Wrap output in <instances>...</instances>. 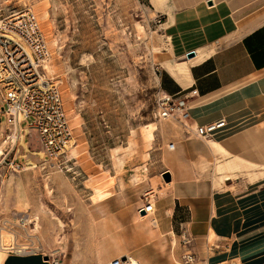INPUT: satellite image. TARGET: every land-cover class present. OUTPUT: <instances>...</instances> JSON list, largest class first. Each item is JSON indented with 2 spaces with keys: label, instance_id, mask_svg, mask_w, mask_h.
Listing matches in <instances>:
<instances>
[{
  "label": "rangeland",
  "instance_id": "374dc122",
  "mask_svg": "<svg viewBox=\"0 0 264 264\" xmlns=\"http://www.w3.org/2000/svg\"><path fill=\"white\" fill-rule=\"evenodd\" d=\"M25 9L34 13L39 24L48 54L45 71L60 88L74 141L59 159L42 158L38 135L28 127V118L21 122L29 129L23 135L27 150L18 139H8L3 145V154H8L0 162L2 246L33 241L38 246L36 253H43L51 264H98L103 256L106 262L117 255L107 256L111 241L98 228L102 216L109 214L116 224L112 228L134 258L153 256L156 251L163 264H173V255L181 261L185 251L194 252L191 237L184 242L174 231L173 244L170 234L159 235L154 230L150 216L138 222L146 221L149 229L134 235L132 223L146 199L156 203L166 196L170 181L164 182L161 173L172 169L164 159L166 145L178 144L173 130L178 128L176 121L161 117L157 105V69L164 46L158 19L152 18L146 0H0V19ZM4 123L0 112V140ZM148 123L157 126L150 145L142 132ZM251 130L264 137V122ZM251 136L238 145L235 156L223 150L200 156L195 162L199 178L213 184L217 180L227 191H235L236 182L263 178L264 165L250 164L241 153ZM207 138L202 143L209 144ZM251 149L264 157V138L255 140ZM119 156L123 157L121 165ZM13 158L21 169L10 168ZM231 159L235 167L227 172L229 179L215 178V164ZM142 164L147 167L144 175L138 171L134 179L131 172ZM231 183L228 190L226 185ZM18 190L23 203L16 202ZM230 202L224 199L222 209L228 212ZM23 215L29 221L23 223ZM33 217H37V226ZM219 221L226 224L224 217ZM200 244L211 248L215 242L205 237ZM7 254L20 253L9 249L2 256Z\"/></svg>",
  "mask_w": 264,
  "mask_h": 264
},
{
  "label": "crops",
  "instance_id": "0c3cea01",
  "mask_svg": "<svg viewBox=\"0 0 264 264\" xmlns=\"http://www.w3.org/2000/svg\"><path fill=\"white\" fill-rule=\"evenodd\" d=\"M146 3L152 18L158 19L160 43L164 45L157 69L159 91L184 97L188 106L185 120L170 118L178 125L173 129L178 144L174 143V148H167L164 154L172 169L166 170L170 174L166 196L155 203L153 216L159 230L163 234H169V229L177 231L187 241L191 237L194 252L190 251L196 264H264V177L236 182L235 191L228 189L232 183L224 184L229 191L220 185L217 190L211 180L200 179L195 169L200 156L209 157L216 151L211 142L235 156L238 145L250 135L255 137L247 141L246 150L245 144L242 145L241 153L246 154L244 159L250 164L264 165L261 153L251 149L255 140L264 138L251 130L264 122V0H146ZM187 32H193V38L185 37L183 42L173 44L174 36ZM191 41L197 43L195 47L188 46ZM196 47L212 48V52L190 63L196 56ZM189 52H193L191 57H187ZM161 58L187 64V83L163 67ZM192 89L195 94L188 95ZM221 118L225 126L207 138L209 144L202 143L206 137L197 136L195 127ZM199 145L201 149L197 148ZM214 199L219 201L218 212H214ZM224 199L231 200L228 212L222 209ZM164 211L169 215L164 216ZM221 215L226 224L219 221ZM210 229L215 244L207 248L200 241L207 237L208 242ZM152 253L153 256L140 258V264H163L158 252ZM0 264L51 263L44 259L43 253L35 252L7 254Z\"/></svg>",
  "mask_w": 264,
  "mask_h": 264
},
{
  "label": "built area",
  "instance_id": "2783aa9c",
  "mask_svg": "<svg viewBox=\"0 0 264 264\" xmlns=\"http://www.w3.org/2000/svg\"><path fill=\"white\" fill-rule=\"evenodd\" d=\"M47 57L39 24L31 10L13 11L0 19V112L5 118V132L1 134L6 138L7 133L17 132L18 129L21 131L23 128H35L42 148V158L53 161L71 147L74 139L62 105L60 88L45 71ZM194 94V89L188 92V95ZM157 105L159 115L163 118L183 121L188 117V106L184 97L161 92ZM28 118V127H22L21 122ZM224 124L225 120L221 118L196 126L195 134L199 137H210L224 127ZM170 146L173 147L174 143L170 142ZM5 157L6 155L0 162ZM8 165L13 170L21 169L15 158ZM153 205L150 199H146L142 206L144 214L151 219L155 211ZM163 214L169 215L167 211ZM182 240L187 241L184 237ZM104 264L140 263L131 261L125 255H118ZM181 264H196L194 253L185 251Z\"/></svg>",
  "mask_w": 264,
  "mask_h": 264
},
{
  "label": "bare ground",
  "instance_id": "6f19581e",
  "mask_svg": "<svg viewBox=\"0 0 264 264\" xmlns=\"http://www.w3.org/2000/svg\"><path fill=\"white\" fill-rule=\"evenodd\" d=\"M44 16L47 17V12L46 11L44 12ZM193 35H194L193 32H187L184 35L183 34H179V35L174 36L172 38V42H173V44H178L179 42L180 43L183 42L185 37H187V40L193 38L192 37ZM196 44L197 43L195 41H191V43H189L188 46L195 47ZM211 52H212V48L207 49L205 47H196V56L194 58H191L189 62L190 63H194V62L200 61L203 58H205L207 55H209ZM161 60H162L161 65L163 67H165L174 77H176L179 81L187 83V81H188L187 80V78H188V67H187V64H175L171 58H168V59H162L161 58ZM47 63L48 62H46L45 67H47ZM160 93L161 92H159V94ZM156 128H157V126H155V124H151V123H148V124H146V125H144L142 127L143 136H144V139L146 140V142L148 143V145H150L151 141L153 140V136H154L153 131ZM17 132L13 131L12 133H7V137L6 138H2L0 140V155L3 154V145L7 142L8 139H9L10 142H14V141H16L18 139L19 144L25 150H27V145L22 140H23V135L24 134H29V129L28 128H23V130H21V131L18 129ZM211 145L216 150L225 151L216 142H211ZM166 147L168 149H173L174 148V147L170 146V143H168L166 145ZM5 155H7V153L3 154V156H5ZM39 155L41 156L42 152H39ZM5 159H6V157H5ZM117 161H118V164L121 165L123 163V157L119 156ZM234 163L235 162L233 160H226V161H224V163L223 162H217L215 164L214 169H213L214 177L215 178L217 177L219 179L223 178L224 180H228L229 176H228L227 172L229 170H232L235 167ZM27 164H31V166H34L33 162L30 161V160L27 161ZM31 166H28L26 168H29ZM146 169H147L146 164H142V165L136 167L135 171L131 172V176L134 179H136L137 176H138L137 175L138 171L141 172L142 175H144ZM213 185H214V188L218 190L220 184H219V182H217V180L214 181ZM16 202L17 203H23L24 202L23 199L21 198L19 190L17 192ZM214 202H215L214 203L215 204L214 212H218L219 201L217 199H214ZM152 203L154 204L153 206L156 207L154 200L152 201ZM136 213L137 214L133 218V222H132L133 223V233H134V235H136V233H138L142 229H145V228L149 229L148 226H147L148 223H146V221L144 223H139L138 224V222L141 221V220L139 221V219L143 220V219L146 218L147 215L141 214L140 211L139 212L136 211ZM152 218L153 219L150 220V224L153 225L154 230H156L159 235H163V233L159 230V226H158L159 224H158L155 216H153ZM32 219H34L35 226H37V217H33ZM21 220L24 223L26 220L29 221V217L23 215V216H21ZM98 224H99L98 228L102 229V233L104 235L107 234L109 239H110V241H111V243L108 244V247H110L112 249L113 253L110 250L109 252H111V253H109V255H107V256H111V255H114V254L118 255L119 253H121L122 255L127 256L131 261L134 260V261H137V262H139V261L141 262V259L139 257L136 256V258H134L133 255L129 254V248L127 247V243L124 242V240L121 238V236H119L117 233H115L116 231L112 227H114L116 224L114 223V219L111 217V215L107 214V215L102 216V218L100 219V223H98ZM151 225H150V227H151ZM114 228H116V226ZM167 233H169L171 235V238L173 239L172 243L174 244L175 243L174 232L171 229H169V231ZM213 236H214V233L210 229L209 237L213 238ZM10 238L11 237H9V240H10ZM5 242H6V240H5ZM8 249H15L17 253H20V255H23V254L25 255V254L35 253L36 249H38V246H35L33 244V241L31 242L30 245H21V244H16V243L11 244L10 243L8 246H2V244L0 242V262L3 259L2 254L5 253V251H8ZM194 257H195V255H194ZM105 258L106 257H104V256H103V258L102 257L99 258L98 259V264H104ZM195 261H196V258H195ZM173 264H181V261L177 260L176 258H173Z\"/></svg>",
  "mask_w": 264,
  "mask_h": 264
},
{
  "label": "water",
  "instance_id": "95a60500",
  "mask_svg": "<svg viewBox=\"0 0 264 264\" xmlns=\"http://www.w3.org/2000/svg\"><path fill=\"white\" fill-rule=\"evenodd\" d=\"M192 55H193V52H189V53H187V57H191ZM161 177H162V179L164 180V182H168V181L170 180V174H169L168 171H163V172L161 173ZM140 213H141V214H144V211L141 209V210H140Z\"/></svg>",
  "mask_w": 264,
  "mask_h": 264
}]
</instances>
